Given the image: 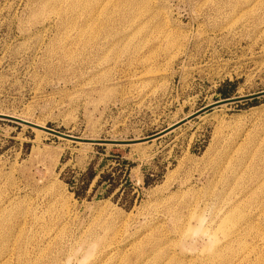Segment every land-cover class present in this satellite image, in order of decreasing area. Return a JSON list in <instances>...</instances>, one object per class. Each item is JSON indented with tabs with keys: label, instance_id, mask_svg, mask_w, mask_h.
<instances>
[{
	"label": "rangeland",
	"instance_id": "1",
	"mask_svg": "<svg viewBox=\"0 0 264 264\" xmlns=\"http://www.w3.org/2000/svg\"><path fill=\"white\" fill-rule=\"evenodd\" d=\"M263 92L264 0H0V115L237 100L0 119V264H264Z\"/></svg>",
	"mask_w": 264,
	"mask_h": 264
},
{
	"label": "water",
	"instance_id": "2",
	"mask_svg": "<svg viewBox=\"0 0 264 264\" xmlns=\"http://www.w3.org/2000/svg\"><path fill=\"white\" fill-rule=\"evenodd\" d=\"M262 95H264V92L259 94V95H257V96H253V97H250V98L259 97V96H262ZM250 98H244V99H250ZM233 101H237V100H224V101H221L219 103L214 104L213 106H209V107H207V108H205V109L193 114L192 116L188 117L186 120H183V121L175 124L174 126L164 130L163 132H161L159 134H156L154 136L148 137V138L143 139V140L128 141V142L97 141V140L80 139V138H77V137L65 135V134L60 133L58 131H54V130H51L49 128H46V127H43V126H39V125H36L34 123H31V122H28V121H25V120H22V119H18V118H15V117L0 115V119L6 120V121H9V122H13V123H16L18 125H22V126H25L27 128H30V129H32L34 131L45 133V134L54 136L56 138L63 139V140H66V141H70V142H74V143L85 144V145L86 144H94V145H115V146H124L125 145V146H128V145H136V144L146 143V142H150L152 140L158 139V138L170 133L171 131H173L174 129H176L180 125L184 124L185 122L190 121L191 119L196 117L198 114H201V113H203L205 111H208V110H210L212 108H215V107H218V106H220L222 104H227V103H230V102H233Z\"/></svg>",
	"mask_w": 264,
	"mask_h": 264
},
{
	"label": "bare ground",
	"instance_id": "3",
	"mask_svg": "<svg viewBox=\"0 0 264 264\" xmlns=\"http://www.w3.org/2000/svg\"><path fill=\"white\" fill-rule=\"evenodd\" d=\"M36 125H38V124H36ZM39 126H40V125H39ZM12 200H13V199H12ZM9 202H10V201H9ZM8 205H9V204H8ZM0 209H2V208H0ZM3 209H4V208H3ZM3 209H2V210H3ZM3 211H5V210H3ZM1 212H2V211H1Z\"/></svg>",
	"mask_w": 264,
	"mask_h": 264
},
{
	"label": "trees",
	"instance_id": "4",
	"mask_svg": "<svg viewBox=\"0 0 264 264\" xmlns=\"http://www.w3.org/2000/svg\"><path fill=\"white\" fill-rule=\"evenodd\" d=\"M92 176H90V178H91Z\"/></svg>",
	"mask_w": 264,
	"mask_h": 264
}]
</instances>
